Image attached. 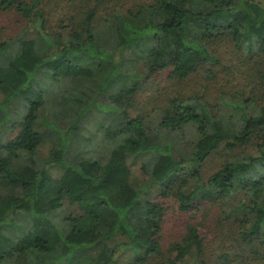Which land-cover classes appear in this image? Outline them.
I'll return each instance as SVG.
<instances>
[{
    "label": "trees",
    "instance_id": "trees-1",
    "mask_svg": "<svg viewBox=\"0 0 264 264\" xmlns=\"http://www.w3.org/2000/svg\"><path fill=\"white\" fill-rule=\"evenodd\" d=\"M125 3L0 0L23 20L0 41V264H264V0ZM165 69L176 94L141 101ZM60 82L81 87L52 97ZM12 103L25 108L13 121Z\"/></svg>",
    "mask_w": 264,
    "mask_h": 264
},
{
    "label": "rangeland",
    "instance_id": "rangeland-1",
    "mask_svg": "<svg viewBox=\"0 0 264 264\" xmlns=\"http://www.w3.org/2000/svg\"><path fill=\"white\" fill-rule=\"evenodd\" d=\"M145 0H127V3L122 4V6H132L135 4H139L141 2H144ZM148 1V0H146ZM57 12V11H56ZM52 17H54L53 19H58L60 17V14L57 13H51V19ZM23 23V20L21 18V16L16 13L15 11H1L0 12V41H4L9 39L10 37H14V35H16L19 31V29L21 28V25ZM221 50L223 52L224 55V59L222 60V63L224 64H231L232 62H230L227 57L230 54V51L232 50V44H230L227 41H223L220 44ZM223 64V65H224ZM200 73L204 72V68L199 70ZM225 73L221 72L220 76H224ZM169 75V69H165L162 70L160 73L156 74L154 77L150 78L144 85V88L142 90V92L140 93V100L141 101H146L147 99H151V100H157L159 103L158 105H160L159 107H161L162 105H164V103L167 101L168 98L174 96L176 94L175 90L177 89V87L179 86L177 84L176 81H172L168 78ZM218 80V78H217ZM218 83V84H215ZM211 81L210 82V88L207 89V91H209V93H213L212 97H216L215 92H217V89L219 87V80L218 81ZM235 84V83H234ZM69 85V84H68ZM67 83L65 82H60L58 84H55L54 86H52L50 83L47 84V87H51V91H52V97H57L55 93L57 92H61L62 94L59 95L58 97H68L70 96V94L72 93V91H76L79 89V84L75 85V86H68ZM72 87V89L70 88ZM81 87V86H80ZM218 98V97H217ZM59 100H57V98L55 99L54 103L57 102ZM63 103V102H62ZM62 103H58L56 105H53L54 107H52V114L54 115V117L56 118V112L59 110L60 114L58 115V117L56 118V120L58 121L59 125L62 127L66 126V122L69 115V105H63ZM9 114L11 116V121L13 120H17L19 119V116H21L24 112H25V108H20V106L17 103H12L9 106ZM65 114V115H64ZM95 115V114H94ZM94 115H92L94 117ZM101 115V114H99ZM9 119V118H8ZM4 121V117H3V113L0 111V123H2ZM9 121V120H8ZM95 125V124H93ZM93 125L90 126V124H88L86 126L87 129L84 130V134L86 136L85 138V142L84 140L81 142L83 144V147H86V149H90L92 152H94L96 155H99L102 151L101 146L98 142V140H96L94 138V136L92 135V128ZM19 128L16 127L13 134L11 135V137H14L17 132H18ZM50 131L46 132V135L49 134ZM186 137L187 138H191L193 136V132L192 129L188 128L186 129ZM188 140V139H187ZM185 145L181 144L179 145V149H176V152L178 151L179 153H183V151H186L189 149V146L187 145V148L185 149ZM248 149V147H240L238 148L237 151L241 152V153H245L246 150ZM230 153V151H228ZM226 157H224L221 152L216 153L215 155L211 156L204 164L203 166V170L205 171V175L208 176L211 172H213L214 170H216L219 165L222 163V161H224ZM62 215V213H57L56 215V219H58L60 216ZM177 217H178V213L176 211V206L174 204L171 203L170 208L168 210V213L166 215V221L164 222V233H165V239L167 241H171L172 239H174V236L176 234H178L179 230H180V223L177 221ZM208 225L212 224L213 221V215H209L206 220H205ZM18 225L20 227V231L15 227H6L5 230L8 234L14 236V237H20L21 233L24 231V229L28 228L29 225V220L26 217H22L20 220H18Z\"/></svg>",
    "mask_w": 264,
    "mask_h": 264
}]
</instances>
